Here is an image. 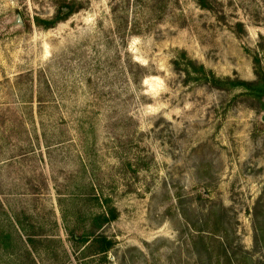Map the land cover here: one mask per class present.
Returning <instances> with one entry per match:
<instances>
[{"label":"rangeland","instance_id":"rangeland-1","mask_svg":"<svg viewBox=\"0 0 264 264\" xmlns=\"http://www.w3.org/2000/svg\"><path fill=\"white\" fill-rule=\"evenodd\" d=\"M69 1L0 0V264H264V99L172 64L264 80V0H155L120 30L72 0L36 25ZM94 197L105 253L73 242Z\"/></svg>","mask_w":264,"mask_h":264},{"label":"trees","instance_id":"trees-1","mask_svg":"<svg viewBox=\"0 0 264 264\" xmlns=\"http://www.w3.org/2000/svg\"><path fill=\"white\" fill-rule=\"evenodd\" d=\"M137 0L134 11L132 9L133 0H110V13L113 19V23L116 29L120 30L126 24V17L129 14L138 15L139 12L146 11L150 12L155 10L154 7H149L148 4L156 3L155 0ZM195 4L202 10H207L215 13L216 7L214 6V0H194ZM81 9L80 6L74 1L61 4L57 7L55 17L48 21L36 20V25L43 29H49L54 25L65 21ZM132 9V10H131ZM139 11V12H138ZM236 26L244 33V25L242 23L236 24ZM132 35H136L133 33ZM183 58V64L179 61L174 60L173 65L176 69L182 68V74L187 78L191 79L195 83H203L214 87L216 89H228V88H239L245 91V93L254 99H264V80L258 73H256V80L253 82H247L242 80H231L230 78L219 79L210 71H207L202 65L196 64L194 61L185 57L184 53L181 54ZM97 205L95 214H90L91 219L94 221V227L91 228L90 232H84L81 237L73 238L74 243L84 242L87 236L92 237V243L97 245L96 251L99 253H105L113 247V241L107 237L99 234H94V229H100L102 225H105L117 218V212L112 207L107 198L94 197ZM264 215V208L260 207L256 209L254 220L257 223V217ZM264 226V222H260V230ZM93 229V230H92ZM263 230V228H262ZM261 230V232H262ZM254 241H257L254 237ZM86 242V241H85Z\"/></svg>","mask_w":264,"mask_h":264}]
</instances>
